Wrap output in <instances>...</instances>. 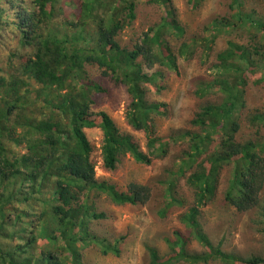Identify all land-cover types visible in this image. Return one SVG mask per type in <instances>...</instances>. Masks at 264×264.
Returning a JSON list of instances; mask_svg holds the SVG:
<instances>
[{"label":"trees","instance_id":"16d2710c","mask_svg":"<svg viewBox=\"0 0 264 264\" xmlns=\"http://www.w3.org/2000/svg\"><path fill=\"white\" fill-rule=\"evenodd\" d=\"M139 1L0 0V47L9 50L0 62V264H97L91 252L121 256L126 236L104 228L109 212L101 200L145 205L152 186L130 181L120 187L98 177L89 128L102 131L109 170L127 155L151 164L168 155L171 142L184 144L168 175L155 178L162 187L160 213L187 205L180 220L206 252L190 253L183 229L175 230L170 255L149 247L151 264L209 257L264 264L261 255L224 252L200 221L201 207L214 201L228 169L224 202L239 212L256 211L264 232V141L238 135L248 81L264 86V20L243 11L246 0H231L229 14L206 26L209 34L188 38L172 0H148L165 10L162 22L123 44L120 35L136 21ZM204 1L189 0V7L199 9ZM239 26L257 30L251 42L228 38L215 52L211 43L220 32ZM195 56L210 63L211 74L194 89L205 102L189 127L159 135L155 118L167 114V104L153 94L166 88L168 71L179 73L180 59ZM98 71L127 87L126 117L145 132V145L106 110L93 108L96 94L106 91ZM250 121L264 123V113ZM182 177L193 201L178 191Z\"/></svg>","mask_w":264,"mask_h":264},{"label":"rangeland","instance_id":"374dc122","mask_svg":"<svg viewBox=\"0 0 264 264\" xmlns=\"http://www.w3.org/2000/svg\"><path fill=\"white\" fill-rule=\"evenodd\" d=\"M231 0H205L202 7L191 10L189 0H172L176 14L187 31V37L201 38L209 34L212 21L222 17L231 11ZM245 12H249L255 18L264 20V0H246ZM138 17L134 24L126 28L120 35L123 44L133 43L144 31L161 23L165 10L160 6L149 3L148 0H140L138 5ZM247 26H239L229 33L223 30L216 37L211 46L218 50L227 47V39L248 44L252 33ZM198 43H201L200 41ZM8 47V46H7ZM7 47H0V62L3 64L9 53ZM27 50V49H25ZM209 62L203 64L199 56L190 60L180 59L179 73L171 70L166 77V88L160 94H153L157 99L167 104L166 115H158L155 118L157 133L167 135L172 130L187 128L190 119L198 111L205 99L195 95L196 82L206 79L211 74ZM99 81L106 88L105 92L96 94V110H106L110 113L122 130L135 134L145 145L147 136L144 131L134 129L126 117V109L130 101L127 87L116 82L111 76H104L100 71L96 74ZM251 79L247 86V105L242 110L241 140L264 141V123H252L250 116L255 113H264V86L256 85ZM257 80V78H256ZM211 99V97H210ZM87 135L95 146L94 160L96 173L100 178L115 182L118 186H127L130 181L147 182L152 186L153 197L145 205H117L109 200L102 199L101 205L108 210L109 218L105 227L109 231L124 234L121 256L107 255L97 256L90 253V259H97V264H151L149 247H154L160 256L170 255L172 248L170 241L175 240V230H181L186 240V248L190 253L199 254L206 252V248L194 237L189 236V231L180 220V215L187 209L172 208L168 214L160 213L161 210V186H157V176L168 175L165 169L173 167L174 158L181 153L183 143H170V150L165 157L156 158L151 164L136 162L131 155H127L121 164L114 170L105 168L102 159V131L97 128L86 129ZM229 170L225 169L221 174V183L214 201L202 206L200 221L204 225L215 245L220 244L226 253L243 257L261 255L264 257V232L257 224L256 211L239 212L235 207L224 202L223 192L227 186ZM178 191L184 193L188 201L194 200L193 188L187 183L186 177L179 180ZM191 204H193L191 202ZM112 215V217H111ZM176 264H242L218 257H209L199 262H180Z\"/></svg>","mask_w":264,"mask_h":264}]
</instances>
